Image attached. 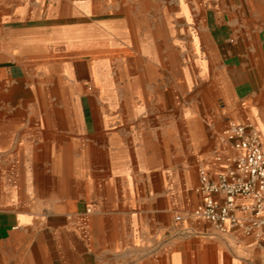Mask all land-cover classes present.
Here are the masks:
<instances>
[{
    "label": "crops",
    "instance_id": "crops-1",
    "mask_svg": "<svg viewBox=\"0 0 264 264\" xmlns=\"http://www.w3.org/2000/svg\"><path fill=\"white\" fill-rule=\"evenodd\" d=\"M200 2L194 33L180 0L167 36L127 14L124 41L0 0V264H264V232L175 220L229 122L264 142V0Z\"/></svg>",
    "mask_w": 264,
    "mask_h": 264
},
{
    "label": "built area",
    "instance_id": "built-area-1",
    "mask_svg": "<svg viewBox=\"0 0 264 264\" xmlns=\"http://www.w3.org/2000/svg\"><path fill=\"white\" fill-rule=\"evenodd\" d=\"M222 139L234 154L216 177L205 167L198 169L195 191L203 199L187 212H177L175 220L191 215L226 232L241 228L245 233L264 232V142L251 121H231L222 130ZM241 199V200H240Z\"/></svg>",
    "mask_w": 264,
    "mask_h": 264
},
{
    "label": "rangeland",
    "instance_id": "rangeland-1",
    "mask_svg": "<svg viewBox=\"0 0 264 264\" xmlns=\"http://www.w3.org/2000/svg\"><path fill=\"white\" fill-rule=\"evenodd\" d=\"M182 2L188 9V20L193 32L197 30L196 26L201 16L198 9L202 1L182 0ZM42 4L46 9L51 6H55L56 9L64 8L63 13L68 16L66 18L71 19L70 27L89 28L90 31L113 40L114 36L120 37L123 30L122 39L128 41L124 29L127 26L124 20L127 14L131 17L132 27L156 36H167L171 25L179 26V23H184L183 18L176 17L180 13V0H42ZM83 5L88 6L90 12L77 13ZM77 21L81 22L77 23ZM119 41L116 43L119 44ZM104 42L105 39L96 46L104 47ZM112 67L116 73L120 67L119 61H113Z\"/></svg>",
    "mask_w": 264,
    "mask_h": 264
}]
</instances>
